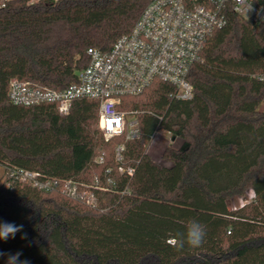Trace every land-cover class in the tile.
I'll use <instances>...</instances> for the list:
<instances>
[{
    "label": "trees",
    "instance_id": "16d2710c",
    "mask_svg": "<svg viewBox=\"0 0 264 264\" xmlns=\"http://www.w3.org/2000/svg\"><path fill=\"white\" fill-rule=\"evenodd\" d=\"M252 1L264 7V0ZM148 3L13 0L0 6V166L6 174L0 221L23 224L28 236L0 240V252L20 251L30 264H264V22L228 11L227 24L208 38L203 61L190 71L191 99L175 98L176 87L159 79L143 94L124 97L120 108L138 110L142 130L140 139L126 141L133 176L118 170L115 146L122 139L105 140L98 99H75L69 114L57 102L10 99L13 77L56 90L76 83L88 48L110 49ZM158 127L174 139L161 159L145 147ZM9 167L84 182L92 187L79 190L94 193L96 206L15 180ZM248 189L254 199L231 208L229 201ZM190 220L206 226L197 248L173 243Z\"/></svg>",
    "mask_w": 264,
    "mask_h": 264
},
{
    "label": "built area",
    "instance_id": "2783aa9c",
    "mask_svg": "<svg viewBox=\"0 0 264 264\" xmlns=\"http://www.w3.org/2000/svg\"><path fill=\"white\" fill-rule=\"evenodd\" d=\"M10 1L13 0H1L0 6ZM229 10L258 23L264 22V7L252 0H149L132 31L119 37L110 49L88 48L89 62L79 70L76 83L56 90L13 77L9 85L10 99L21 105L57 102L61 114H69L77 98L98 99V122L105 140L122 139L115 146L118 170L133 176L135 168L126 164V141L140 139L142 130L139 111L120 108L124 97L143 94L159 79L176 87L175 98L191 99L194 85L189 79L190 71L197 62L203 61L202 51L208 38L227 24ZM259 77L264 79V75ZM163 131L174 141L170 131L158 127L145 144L146 152ZM96 161L102 163L104 157L99 156ZM7 175L41 190L59 189L96 206L94 193L79 190V187H92L84 182L62 181L22 167L7 168ZM96 188L108 190L105 185Z\"/></svg>",
    "mask_w": 264,
    "mask_h": 264
},
{
    "label": "clouds",
    "instance_id": "9594fccd",
    "mask_svg": "<svg viewBox=\"0 0 264 264\" xmlns=\"http://www.w3.org/2000/svg\"><path fill=\"white\" fill-rule=\"evenodd\" d=\"M250 9V8H249ZM23 224L17 225L8 221H0V240L7 241L14 239L17 233H23L21 235L22 240H27L28 236L26 232H23ZM206 226L198 220H190L185 225V231L180 234L173 243L183 247L187 244L189 247L197 248L202 246L206 237ZM22 252L17 251L15 253L0 252V256L6 257V264H30L27 259H21Z\"/></svg>",
    "mask_w": 264,
    "mask_h": 264
},
{
    "label": "rangeland",
    "instance_id": "374dc122",
    "mask_svg": "<svg viewBox=\"0 0 264 264\" xmlns=\"http://www.w3.org/2000/svg\"><path fill=\"white\" fill-rule=\"evenodd\" d=\"M147 97V96H146ZM145 97H143L142 100H144ZM264 108V104L262 105ZM127 110H130L129 108H126ZM174 145V141L170 140V135L167 134V132L163 131L162 135L158 136L151 144L149 148V152L151 155L156 159H161L163 150L167 146ZM6 178V174L4 171V168L0 166V183H2ZM255 194L252 189H248L243 195L237 197L235 200H230L229 205L231 208L242 206L254 199Z\"/></svg>",
    "mask_w": 264,
    "mask_h": 264
}]
</instances>
